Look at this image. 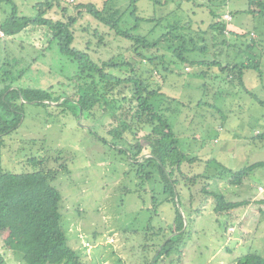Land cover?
Here are the masks:
<instances>
[{"label":"rangeland","instance_id":"1","mask_svg":"<svg viewBox=\"0 0 264 264\" xmlns=\"http://www.w3.org/2000/svg\"><path fill=\"white\" fill-rule=\"evenodd\" d=\"M46 1L51 0H0V29L5 27V35L0 30V91L6 88L5 94L11 87H54L75 71V63L61 55L54 44L40 56L47 39L39 30L26 26L27 22H12L35 17L39 5ZM58 1L70 14L81 4L100 6L104 0ZM263 4L264 0H139L136 4L141 17L162 19L164 28L158 30L166 32L177 25L176 35L183 36L193 48L209 47L205 59H216L222 66L232 60L233 54L227 53L223 45H217L216 51L212 47L208 26L216 18L221 17L232 32L217 37L218 41L240 44L253 40L256 44L248 60L254 57L261 76L252 68L244 69L242 86H238L237 79H228L230 72L218 66L190 67L179 61L171 64L172 55L165 50L146 54L155 63L169 62L165 73L154 66L159 72L155 73L148 61L140 62L126 53L149 88L159 92L151 101L159 104L157 110L171 126L177 148L189 158H196L194 163L181 166L182 173L189 178L197 174L209 177L192 187L178 185L181 191L176 205L166 202L156 167L132 166L128 155L116 149L134 143L135 135L145 152L141 157L153 155L156 141L144 137V131L121 135L116 127L109 126L103 112L81 117L69 103L58 109V102L41 107L19 99L20 124L4 137L0 147L2 166L14 173L29 170L27 160L32 157L45 158L47 169L66 166L67 171L59 173L51 185L61 194L60 225L67 243L86 264H151L157 246L180 233H170L180 222L177 212L182 216L183 234L177 238L173 255L155 264H234L252 252L247 247L249 241L251 249L264 256V239L256 234L264 222L258 203L264 200V189L257 190L264 186V169L254 171L241 185H229L224 172L264 162V144L259 145L261 140L256 137L264 131V108L255 101L264 103V17L257 13ZM225 14H229L230 21L224 20ZM44 16L61 17L56 6ZM82 20L92 27L96 24L88 17ZM10 30L19 31L10 34ZM117 45L111 48L113 55H124L122 45ZM13 61L17 67L10 71ZM185 66L190 70L186 71ZM9 72H23L11 87L9 83L14 80ZM58 91L53 90L56 94ZM205 184L208 192L221 194L228 202L250 198V206L219 215L213 211L214 202L199 193ZM9 226L0 233L1 256L6 264L30 263L32 253L15 255L13 248L22 250L29 227L14 221ZM176 250L181 251L180 255Z\"/></svg>","mask_w":264,"mask_h":264},{"label":"trees","instance_id":"2","mask_svg":"<svg viewBox=\"0 0 264 264\" xmlns=\"http://www.w3.org/2000/svg\"><path fill=\"white\" fill-rule=\"evenodd\" d=\"M121 1L104 0L100 6L92 3L81 4L75 8L73 13L68 14L58 0H51L39 5L35 17L18 18L19 20L12 21L13 24L17 21L27 22L26 26L37 29L35 31L39 30L41 37L47 39V45L41 49L40 56L44 55L54 44L61 55L70 58L75 63L76 68L71 76L60 83L57 82L56 88L49 85L43 89L11 87L16 84L15 80L20 79L23 72L18 75H12L9 72L11 80H14L11 84L9 83L11 89L6 94V88L0 91V147L4 144V137L20 124L19 99L41 107H48L50 103L58 102V109L69 103L81 114V117L84 114L89 117L96 112H103L108 116L109 126L116 127L121 135L133 133L134 130L144 131V137L156 141L157 151L153 155L141 157L145 152L139 143L140 139L135 135H132L134 143L127 142L126 147L116 149L128 155V162L132 166L140 168L147 164L148 167H156L163 184L166 202L176 205V200L178 201L180 195L179 191H181V189L178 190V185L183 183L184 188L192 187L197 184L198 180L208 181L209 177L197 174L189 178L182 173L181 166L184 163H194L196 158H189L177 148L171 126L157 110L159 104L151 101L159 95V92L149 88L150 84L136 72L135 65L126 58V53L140 62L148 61L153 68L154 66L161 67L165 73L168 71L169 62L155 63L154 58L146 55L154 52L157 54L165 50L172 55L171 64L179 61L190 67L196 64L204 67L218 66L223 71L230 72L228 79H237L238 86H242L244 69L252 68L261 76L254 57L248 60L253 56V48L256 44L253 40L250 43L240 44L225 39L218 41L217 37L224 34L230 35L232 32L227 29L221 17L216 18L208 26L210 39L213 42L212 47L216 51L217 45H223V48L227 47V53L233 54L232 60L222 66L216 59H205L210 51L209 47L205 45L199 49L193 48L186 44L183 36L176 35L177 25L166 29V32H161L158 30L159 27L164 28L161 18L141 17L136 6L139 0ZM55 6L61 17L59 19L45 17L44 14ZM257 13L264 17V4L262 10ZM14 17H17L16 14ZM84 17L94 20L95 26L86 25L82 20ZM4 29L5 27L0 30L5 35ZM18 31L10 30L9 33L14 34ZM236 36L239 35L236 34ZM116 45L118 48L122 45L121 51L124 55H113L111 48ZM215 56L216 53L213 57ZM37 59L35 58V61ZM15 64L16 61H13L9 66L10 71L17 67ZM114 70L128 71V74L124 76V72V75H115L111 72ZM152 70L155 73L158 72L155 68ZM52 89L59 91L56 94ZM255 101L264 108L263 102L256 98ZM64 110L65 108H62V111ZM8 116H10L9 119H6ZM256 137L263 140L264 131ZM101 141L104 143V139ZM45 160L43 157L29 158L27 163L31 169L14 173L3 168L0 154V233L10 228L9 222L11 221L29 227V237L22 252L20 247L13 246L15 255L23 256L22 253H32L28 264H86L67 243L65 232L60 225L61 194L51 185L59 173L67 171L66 166L59 164L57 169H47ZM258 169H264V162H255L239 170L228 169L224 171L225 179L229 185H241ZM150 174L148 172L147 175L150 176ZM216 177L222 179L218 174ZM205 186L207 184L201 187L199 193L205 195V200L214 202L213 211L219 215L228 214L238 208H246L251 203L250 198L228 202L223 195L214 191L208 192ZM258 203L262 205L259 212L264 221V200ZM177 217L180 222L170 233H180L165 239L157 248L154 247L156 249L151 264L157 263L162 258L168 259L173 255L178 245L177 238L183 234L182 216L178 212ZM249 250L252 252L244 255L234 264H264V256L255 250ZM176 251L180 255L181 251ZM0 264H6L1 254Z\"/></svg>","mask_w":264,"mask_h":264},{"label":"crops","instance_id":"3","mask_svg":"<svg viewBox=\"0 0 264 264\" xmlns=\"http://www.w3.org/2000/svg\"><path fill=\"white\" fill-rule=\"evenodd\" d=\"M258 119H260V117H258ZM264 120V119H263ZM264 122V121H263ZM261 143H263L264 144V139L262 140L261 139V142L259 143V145L261 144ZM259 175V174H258ZM246 180V179H245ZM244 180V181H245ZM264 189V186H258L257 187V190L258 189ZM257 193V192H256ZM251 196V198H252V196H253V194L252 195H250ZM249 206H250V204H249ZM248 207V206H247ZM246 211L244 210V213H245ZM230 228V227H229ZM260 230V231H259ZM256 234L257 235H261L262 236V238L261 239H264V222H263V224L261 225V228H258L257 230H256ZM263 243H264V241H262ZM252 242H248L247 243V247L249 248V249H251L252 248V244H251ZM255 250V249H254ZM258 252V251H257Z\"/></svg>","mask_w":264,"mask_h":264},{"label":"built area","instance_id":"4","mask_svg":"<svg viewBox=\"0 0 264 264\" xmlns=\"http://www.w3.org/2000/svg\"><path fill=\"white\" fill-rule=\"evenodd\" d=\"M223 18H224V20H226V21H230V20H231V18L229 17V14H225V15L223 16ZM186 71H188V68H186Z\"/></svg>","mask_w":264,"mask_h":264},{"label":"clouds","instance_id":"5","mask_svg":"<svg viewBox=\"0 0 264 264\" xmlns=\"http://www.w3.org/2000/svg\"><path fill=\"white\" fill-rule=\"evenodd\" d=\"M3 34V33H2ZM4 35V34H3Z\"/></svg>","mask_w":264,"mask_h":264}]
</instances>
